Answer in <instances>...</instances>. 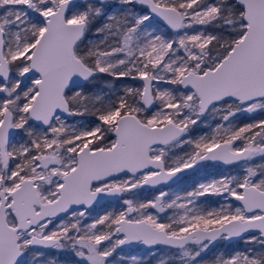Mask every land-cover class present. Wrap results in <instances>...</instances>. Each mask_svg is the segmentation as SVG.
I'll use <instances>...</instances> for the list:
<instances>
[{
  "label": "snow or ice",
  "instance_id": "6c2138e0",
  "mask_svg": "<svg viewBox=\"0 0 264 264\" xmlns=\"http://www.w3.org/2000/svg\"><path fill=\"white\" fill-rule=\"evenodd\" d=\"M257 116L264 0H0V264H264Z\"/></svg>",
  "mask_w": 264,
  "mask_h": 264
},
{
  "label": "rangeland",
  "instance_id": "374dc122",
  "mask_svg": "<svg viewBox=\"0 0 264 264\" xmlns=\"http://www.w3.org/2000/svg\"><path fill=\"white\" fill-rule=\"evenodd\" d=\"M256 118L259 119V118H264V117L257 116ZM247 122H250V121H249V119H248L247 117H245V116H241V117L239 118V120H238V123H241V124H242V123H247ZM213 169H215V167H213V168H209V169H208V172H210V173L213 174V172H212ZM238 171H239V169H235L231 174H235V173L238 172ZM224 174H225V173H224ZM204 176H205V173L201 172V173L199 174V177H198V178H203ZM189 184H191V181H189ZM202 199H207V200H209L208 197H207V198H202ZM218 199H220V198H218ZM209 201H210V200H209ZM210 202H211V201H210ZM212 206H217V205H216V204H212ZM117 207H118V205H116L115 203H113V205H112L110 208H108L107 210H115ZM99 214H103V210H101V211L99 212ZM96 216H97V213H95V212L92 213V215L88 218L87 222H91V220L94 219ZM221 243H222V245H225V246H223V247H222V246H218L217 248L212 249V250L207 254V256H208L209 259L212 258L214 255H218L220 252L225 251L226 244H225V242H221ZM133 246H134V245L130 246L129 248H124V249H123V255L126 257V260H125L124 264H132L130 257L133 256V255H135V256H137V257H144V256H146V254H147V250H146V251L133 250V249H132ZM240 246L243 247V244H241ZM133 248H135V247H133ZM131 249H132V250H131ZM163 251H164V255H165V257H167V256H168V252H167V250L164 249ZM118 252H119V250H118Z\"/></svg>",
  "mask_w": 264,
  "mask_h": 264
},
{
  "label": "trees",
  "instance_id": "16d2710c",
  "mask_svg": "<svg viewBox=\"0 0 264 264\" xmlns=\"http://www.w3.org/2000/svg\"><path fill=\"white\" fill-rule=\"evenodd\" d=\"M217 169H219V171L225 173V174H231L235 169L233 168V166H228V167H222L220 165H216L215 169L212 170L213 174H218L217 173ZM145 195H147V193H145ZM208 199L210 201H217L219 200L218 198L216 197H208ZM135 247V248H133ZM132 247L133 250H139V251H146L147 249L146 248H143L142 246L140 245H134ZM131 249V250H132Z\"/></svg>",
  "mask_w": 264,
  "mask_h": 264
},
{
  "label": "water",
  "instance_id": "95a60500",
  "mask_svg": "<svg viewBox=\"0 0 264 264\" xmlns=\"http://www.w3.org/2000/svg\"><path fill=\"white\" fill-rule=\"evenodd\" d=\"M220 165H222V164H220ZM222 166H229V165H222ZM107 199H112L113 200V198H105V200H107ZM130 246H132V245H130ZM130 246H125L124 248H129ZM142 247L144 248V246H142Z\"/></svg>",
  "mask_w": 264,
  "mask_h": 264
},
{
  "label": "flooded vegetation",
  "instance_id": "af4514ba",
  "mask_svg": "<svg viewBox=\"0 0 264 264\" xmlns=\"http://www.w3.org/2000/svg\"><path fill=\"white\" fill-rule=\"evenodd\" d=\"M209 163H211V162H209ZM218 165H220V164H218ZM220 166H222V165H220ZM222 167H228V166H222ZM108 200H112V199H107V200H105V201H103V202H101V203L103 204V203H105V202L108 201Z\"/></svg>",
  "mask_w": 264,
  "mask_h": 264
}]
</instances>
